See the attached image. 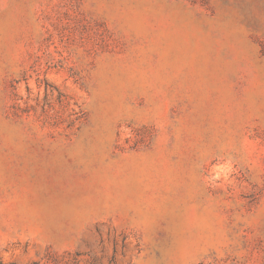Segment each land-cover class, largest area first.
<instances>
[{
  "label": "rangeland",
  "instance_id": "rangeland-1",
  "mask_svg": "<svg viewBox=\"0 0 264 264\" xmlns=\"http://www.w3.org/2000/svg\"><path fill=\"white\" fill-rule=\"evenodd\" d=\"M0 264H264V0H0Z\"/></svg>",
  "mask_w": 264,
  "mask_h": 264
}]
</instances>
